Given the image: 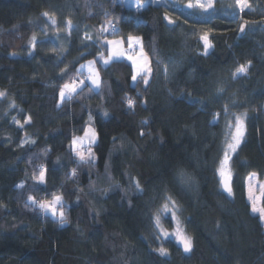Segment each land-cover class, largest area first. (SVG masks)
I'll use <instances>...</instances> for the list:
<instances>
[{
    "label": "trees",
    "instance_id": "trees-1",
    "mask_svg": "<svg viewBox=\"0 0 264 264\" xmlns=\"http://www.w3.org/2000/svg\"><path fill=\"white\" fill-rule=\"evenodd\" d=\"M247 3L241 12L235 0H215L200 16L169 0L139 11L123 0H0V264H264V223L247 195L250 173L264 179V0ZM108 21L115 35L101 33ZM129 34L150 60L147 85L134 84L131 61H100L105 39ZM88 60L97 61L100 89L81 86L61 102L59 89L84 79L77 70ZM241 64L249 71L234 78ZM241 114L229 196L217 169L228 124ZM89 126L97 141L85 164L71 141ZM41 166L44 184L34 178ZM55 195L64 224L28 200ZM167 196L192 239L189 252L154 224ZM161 222L173 228L170 213Z\"/></svg>",
    "mask_w": 264,
    "mask_h": 264
},
{
    "label": "snow or ice",
    "instance_id": "snow-or-ice-1",
    "mask_svg": "<svg viewBox=\"0 0 264 264\" xmlns=\"http://www.w3.org/2000/svg\"><path fill=\"white\" fill-rule=\"evenodd\" d=\"M159 0H152V3H158ZM189 8L199 7L201 9H204L207 11L209 8H212V4L204 3L202 0H196L195 4L189 3L187 5ZM236 6L240 9L241 12L244 11V9L249 8V4L247 3V0H236ZM142 5H137V11L140 10ZM45 16H48V13H44ZM167 18V17H166ZM52 24L55 25L56 21L54 19L51 20ZM67 27L69 31L73 28L72 21L68 20ZM169 23H173L172 20H169ZM108 27H102L101 33L108 32L109 29H111L112 34L117 33V29L111 25V22H107ZM244 30V26H241V31ZM87 39H91L90 36L86 35ZM200 40L203 41L204 44V52L205 54L208 53V50L212 47L211 42L209 41L208 35L204 34L200 37ZM32 45L35 46L36 42V36L33 35L32 37ZM127 44V51L124 50V45ZM107 45L108 46V54L107 56H104L101 54L100 61L105 65H109L112 62L119 61L122 58H127L129 61L132 62L133 67V75L131 77L133 82H138L137 78L139 77L140 81H142L145 85L149 83V76L152 73V69L149 65V60L147 55L143 51V45L140 37H135L131 34H129L126 38L122 37L120 39H112V40H105L102 42L101 46ZM139 48L138 55H131L128 54V52H135L136 49ZM97 61H88L87 65H81L80 69L77 71L83 75V72L81 70L87 68L88 74L84 77L82 80H75L73 79L71 83H65L60 89H59V97L61 102H64L65 100H71L74 95L77 94L78 89L82 90L81 86L88 87L89 91H92L93 89H99L100 88V77L99 72L95 68V64ZM250 64V62H249ZM249 64H241L236 69V71L233 73V77L236 78L237 76H242L248 73L249 71ZM166 71V69H165ZM85 80L89 81L90 84L85 85ZM222 91V89H220ZM5 93L0 92V96H4ZM126 103L127 106L131 109L135 105V100L131 97H126ZM59 106V105H58ZM225 112H227V107H225ZM105 115H107V112H105ZM246 118V114L236 115L234 118V123L229 122L228 127L230 129L229 137L230 139L226 140V148L224 150L223 159L220 162V165L217 169L220 177H221V183L223 185V189L226 193H228L229 196L232 195V189L230 186V160L231 155L230 153H235L237 148L239 147L241 141L244 138L245 135V124L244 120ZM91 120V117H89ZM28 122V121H25ZM17 123H19L17 121ZM23 127V125H20ZM143 134V133H141ZM96 132L95 129L88 127L84 131L83 137H73L71 141V149L77 156L78 160L81 163L85 164H91L95 156L91 151V145L96 142ZM85 142H87L88 147L85 148ZM71 175H76V169L72 170ZM178 177L180 179L181 183H189L191 181V177H189L186 173L183 171L178 172ZM37 179V182L39 184L45 183V169L43 166L39 169V175L38 177H34ZM256 179L255 173H250L248 176L249 182ZM138 191H142L140 184L138 181L135 182L134 185ZM22 187V185L20 186ZM261 188H264V185L260 186ZM248 199L250 202H252L251 210L253 213H258L260 216V219L264 221V206L257 207L255 204V200L257 197L253 195L252 188L250 186L249 188V196ZM261 201L264 202V193H262L260 197ZM28 200L31 202V204L36 205L41 211L48 212L51 211L52 215L54 217H58V222L60 224L66 223V216L64 212V205H63V198L60 195H55L51 201H36L32 196L28 197ZM179 209L176 204V201L172 199V197L167 196L165 197L164 203L161 205L160 209L157 213L154 214L153 220L155 226L161 230V233L167 238L169 233L162 229L161 227V216L166 214H171V218L176 222V229L172 233V235L175 237L176 241L182 245L183 250L185 252H189L192 249V239L191 237L187 236L184 232L183 228L180 226V221L178 218ZM159 238V237H158ZM159 254L162 256L168 255L167 249L164 247H160L158 249Z\"/></svg>",
    "mask_w": 264,
    "mask_h": 264
},
{
    "label": "rangeland",
    "instance_id": "rangeland-1",
    "mask_svg": "<svg viewBox=\"0 0 264 264\" xmlns=\"http://www.w3.org/2000/svg\"><path fill=\"white\" fill-rule=\"evenodd\" d=\"M124 1V3L127 5V6H129V7H132V8H134V9H136L137 10V5L138 4H140V5H142V7L140 8V9H142L143 7H145V6H147L150 2H152V0H148L145 4H142L141 2H140V0H123ZM172 4H173V6H182L183 7V9L184 8H189L187 5L189 4V3H192V4H195L196 3V0H185V1H183V0H169ZM214 1L215 0H202V2H204V3H211L212 4V8H209L207 11H205L204 9H201V8H199V7H194V8H189V9H191V12H195V13H198L200 16L202 15V16H210V14L212 13V10H213V7H214ZM236 1V0H235ZM237 7V6H236ZM238 8V7H237ZM239 9V8H238ZM240 10V9H239ZM168 19H172L171 17H167ZM51 21V20H50ZM120 38H122V37H119V36H116V37H112V38H108V39H105V40H112V39H120ZM104 40V41H105ZM107 46V45H106ZM108 47V46H107ZM124 47V50H126L125 48H126V44L123 46ZM138 53H139V51L135 54V55H138ZM122 59H125V60H128L126 57L125 58H122ZM122 59H120V60H122ZM88 61H92V60H88ZM88 61H86L85 63H83L82 65H87V63H88ZM129 61V60H128ZM232 123H234V122H232ZM245 124V123H244ZM89 127H92V126H89ZM84 136V135H83ZM83 136H79V137H83ZM230 139V138H229ZM242 142V141H241ZM241 144V143H240ZM85 146H88L87 145V142H85ZM233 153H230V155H232ZM229 167H230V164H229ZM220 176V175H219ZM220 179H221V177H220ZM221 185H222V183H221ZM261 185H264V179L263 180H261V179H259V177L256 175V179L255 180H253V181H251V182H249V180L247 179V189H248V193H247V195L249 196V188H250V186H251V188H252V193H253V195H255L256 197H257V199L255 200V204H256V206L257 207H261L262 206V201H261V199H260V197H261V195H262V193H264V188H261L260 186ZM230 186H231V171H230ZM222 188H223V185H222ZM224 190V189H223ZM249 200V199H248ZM49 201H51V200H49ZM251 203V205H252V202H250ZM258 214V213H257ZM54 217V216H53ZM263 223H264V221H263ZM180 226H181V224H180ZM161 227H162V229L163 230H165V231H167L168 233H169V235H168V237L166 238L162 233H161V230H160V233H161V236L164 238V239H172V240H174L178 245H180L181 247H182V245L181 244H179L177 241H176V239H175V237L172 235V233L175 231V229H176V222L173 220V228L170 230V229H167V228H165L164 226H163V224H162V222H161ZM182 227V226H181ZM183 228V227H182ZM184 230V229H183ZM185 232V231H184ZM187 235V234H186ZM188 236V235H187ZM182 249H183V247H182Z\"/></svg>",
    "mask_w": 264,
    "mask_h": 264
},
{
    "label": "crops",
    "instance_id": "crops-1",
    "mask_svg": "<svg viewBox=\"0 0 264 264\" xmlns=\"http://www.w3.org/2000/svg\"><path fill=\"white\" fill-rule=\"evenodd\" d=\"M141 41H142V39H141ZM143 45V44H142ZM149 60V59H148ZM132 63V62H131ZM149 65H150V67H151V64H150V60H149ZM95 68H96V66H95ZM97 69V68H96ZM85 72H86V74H88V70H87V68H85V69H83ZM99 77H100V75H99ZM138 79V78H137ZM136 82H134V84H135ZM100 89V88H99ZM99 89H94V90H99ZM91 128H93V127H91ZM96 137H97V135H96ZM96 141H97V138H96ZM85 147H88V146H85ZM47 214L48 215H50L51 217H53V215H52V213L51 212H47ZM53 218H55V217H53Z\"/></svg>",
    "mask_w": 264,
    "mask_h": 264
},
{
    "label": "built area",
    "instance_id": "built-area-1",
    "mask_svg": "<svg viewBox=\"0 0 264 264\" xmlns=\"http://www.w3.org/2000/svg\"><path fill=\"white\" fill-rule=\"evenodd\" d=\"M138 50H139V48H137L135 52H128V54L134 55ZM75 80L79 81L80 79L76 78Z\"/></svg>",
    "mask_w": 264,
    "mask_h": 264
}]
</instances>
